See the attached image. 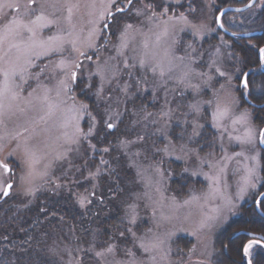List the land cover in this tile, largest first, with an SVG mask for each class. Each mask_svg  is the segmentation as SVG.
Returning a JSON list of instances; mask_svg holds the SVG:
<instances>
[{"label": "snow or ice", "instance_id": "6c2138e0", "mask_svg": "<svg viewBox=\"0 0 264 264\" xmlns=\"http://www.w3.org/2000/svg\"><path fill=\"white\" fill-rule=\"evenodd\" d=\"M257 2L258 0H248L245 6L252 8ZM100 3L102 7L98 9L97 0H84L83 7L90 17L85 33L83 28L77 32L71 23L74 9H79L81 6L79 0L77 3L64 0L62 5L60 0H40L39 3L38 0H0V25H2L0 26V77H2L0 79V124L4 123L5 116L16 114L14 108H18L21 112L25 110L19 107V103L14 102L24 101L32 107L38 105L43 113L39 120L32 121L33 128L30 136L24 137L23 141L17 140L16 147L12 151L0 156V192L4 196L10 194L16 182L18 169L22 172L19 177L20 184L30 186L33 183L37 175L35 170L37 156L33 147L29 145V140L40 136L41 132L48 131L43 128L37 131V128L41 121L47 124L55 111L63 113V123L60 125L59 135L51 143L43 142L42 158L51 156L45 164V169L67 159L68 154L76 150L73 145L80 144L82 139L92 134L91 126L87 133H84L80 127V120L85 116L90 117L89 105L78 101L74 94L79 84L77 72L84 67L85 62L95 64V71L90 73V76L99 78L100 84L95 94L100 99H105L106 86L126 97L135 92L148 91L147 85L151 79L155 89H162L166 93L165 105L158 118L146 110L143 115V120L152 124L163 121V126L159 127L157 132L162 140H167V143L157 151L165 155L182 153V156L176 155L175 158L184 159L186 162L194 161L191 175H202L208 181L207 190L199 195L193 192L183 203L177 202L173 197L170 203L165 204L164 202L169 198L164 194L163 184L172 175L171 170L162 168L159 161L148 166L152 169L151 175L148 174V168L138 167L137 176L145 191L135 193L134 198L127 204L128 227L125 231L131 237V247L124 248L125 259H114L113 264H171L170 241L174 232L160 229L165 222H170L175 217L166 215L162 209L168 208L174 212L193 201L202 200L204 205L208 202H217L216 207L212 209V214H201L197 228L191 233L198 236L204 230H210L225 213H231L236 208L233 196L229 192L233 182L236 186V200L243 199L252 192L255 194V205L264 207V190L256 191L257 182L262 179L260 172L264 167L262 165L264 148L261 147L264 146V127L254 126L252 113L247 109L237 111L240 105L234 95L235 89L232 87L234 73L229 74L216 66L215 59L210 61L208 67L219 77H223L225 83H221L220 88L213 92L210 98H200L202 87L213 78L211 71H196L193 67L195 60L177 55L173 45L176 43L174 32L177 24L182 23L190 27L193 36L200 35L204 29L203 25L190 24L183 14L173 20L169 16L170 6L157 5L156 0H100ZM259 3L264 5V0H259ZM137 4L141 6L136 7ZM61 7L67 10L68 28H60L56 34L44 37L41 35L42 29L59 23L58 18L51 19L50 16L55 17ZM49 8L52 12L46 14ZM5 9L17 15L9 19ZM236 11L240 12L243 9L238 8ZM125 15L142 17L143 22L151 27L145 32L135 24L127 22L124 19ZM33 16L34 19L31 18ZM162 17L166 19H161ZM217 23L220 28H224L219 17H217ZM170 34L173 38L171 43H168L164 38L169 37ZM153 35L155 41L150 46ZM137 37H143L139 44H137ZM101 47H104L106 51L111 50L114 55L110 54L102 59ZM188 47L193 52L196 51L191 44ZM161 48H163V54L160 52ZM65 53L70 59L64 56ZM57 56L61 57L58 62L55 59H49L43 67H39L35 62L42 58ZM256 63L264 66V46H258ZM32 69L37 71L33 72ZM42 77L56 80L54 97L51 95L53 89L42 85ZM236 79L238 87L242 89L241 96L249 95L251 84L249 72L239 70ZM30 80H35L41 91L37 93L36 89H33L32 92H28L25 100L22 93L25 91L24 85L31 87ZM194 80H199L200 83H194ZM169 82L176 87L169 89ZM181 86L182 96L187 91L194 93L193 102L187 105V112L183 113L182 121L191 131L189 133L187 128H181L179 136L170 139L169 128L176 109L169 106L167 93H174ZM261 98L264 99V88L261 90ZM107 99L111 106L112 97L109 96ZM69 101H71L70 104ZM205 105L207 108H204ZM204 113H208L211 126L216 130L215 138L208 145L211 150L206 153L203 146L200 148L189 146L195 138L201 136L204 128L202 123ZM117 115H119L118 112ZM261 123L264 124V121ZM107 127L112 129L114 125L110 122ZM24 131L28 129L25 128ZM17 137H23V132L16 133L15 136H11V139H17ZM5 139V136H0V141ZM143 139V136L138 137V140ZM173 139L183 142L177 147L173 144ZM133 143L136 142L121 141L125 148ZM4 149L5 145L0 143V153H3ZM103 151L108 152V149L105 148ZM134 155L139 157L140 153L137 152ZM17 156L19 160L16 159ZM101 163L106 164L107 161L102 160ZM205 168L207 171H204ZM184 171L188 172L189 168L186 167ZM47 174L45 171L41 177ZM95 175H99V169L93 174ZM27 192L32 194L31 187H28ZM153 192L158 194V199L154 198ZM94 195V192L80 194L78 202L84 207L91 203L89 197ZM140 201L144 202L143 206L146 210L151 211V226L138 234ZM124 235L125 233L122 232L121 236ZM245 239L246 242L241 244L243 256L247 258V264H253L254 250L264 249V235H247ZM195 251V247L189 250L190 253ZM116 252L117 246L108 244L102 251L95 252V255L98 259H104L109 255L115 258Z\"/></svg>", "mask_w": 264, "mask_h": 264}, {"label": "rangeland", "instance_id": "374dc122", "mask_svg": "<svg viewBox=\"0 0 264 264\" xmlns=\"http://www.w3.org/2000/svg\"><path fill=\"white\" fill-rule=\"evenodd\" d=\"M185 1L186 0H156V4H163L165 7L170 6L171 10L169 12V16H171L173 20L183 14L185 17H187L190 24L204 26V29L199 36H193L192 29L190 27H187L182 23L177 24L174 32L176 43L173 45V49L177 55H183L186 57V59L195 60L193 67L196 69V71H211L213 78L212 80L208 81L207 85L202 87L200 98H210L213 92L220 88L221 83H225L223 77H219L218 74L214 72V70H210L208 67L210 61L215 59L217 62L216 66L220 67L229 74L234 73L232 87L235 89L234 95L240 105V108L237 109V111L241 109H247L249 112H251L254 126L259 128L256 123V113L264 112V110H262L264 107L259 108L264 104V102H261V104H254L257 106L255 107L242 101V89L238 87V80L236 79V77L239 75V70H243V64L240 58L241 56L233 51L230 41L216 30L214 23V8L216 7L215 0H201L202 4L198 10L194 9V7H191L190 5H185L186 7L181 9L179 6L184 4ZM39 2L40 0H38V3ZM71 2L77 3L78 0H71ZM79 2L81 6L79 9H74L71 23L74 25L77 32L83 28L86 33L89 26L88 20L90 17L87 15V11L83 7L84 0H79ZM63 3L64 0H60V4L62 5ZM140 6V4L136 5V7ZM100 7H102L100 0H97V8L99 9ZM4 11L8 13L9 19L17 15L15 12H11L8 9H5ZM50 12H52V9L49 8L47 9L46 14ZM67 15V10L61 7L60 10L56 12L55 17L50 16L51 19L58 18L59 23L42 29L41 35L47 37L48 35L56 34L60 28L67 29L69 26L66 19ZM31 18L34 19V16ZM124 19L127 22L133 23L136 26L142 28V30L145 32L148 31L149 27H151V25L143 22L142 17H136L135 15H125ZM161 19H166V17H162ZM181 28H184L185 30L180 31L179 29ZM172 38L173 36L170 34L169 37L164 39L167 40L168 43H171ZM142 39L143 37H137V44H139ZM154 41L155 36L153 35L151 36L150 46ZM189 44H191L196 49L195 52H193L192 49L188 47ZM160 52L163 54V48L160 49ZM110 54L114 55V52L111 50L106 51L104 47H101L102 59L106 58ZM64 56L70 59L67 53H65ZM60 58L61 57L59 56L54 58H42L40 60H36L35 62L39 67H43L44 64L49 62V59H55L58 62ZM254 62L256 63V60ZM234 65L236 67H233ZM32 71L35 72L37 69H32ZM94 71L95 64L85 62L84 67L77 72L79 84L74 92L78 101L89 105L91 118L89 116L82 118L80 120V127L84 133H87L89 131V127L91 126L92 134L86 139H82L80 144L73 145V148L76 150L68 154L67 159L53 164L51 168L45 169V164L49 159H51V156L42 158L44 155L42 151L44 149L43 142L48 141L51 143L52 140H54L55 137L59 135L60 125L63 123V113L57 110L54 112L52 117L49 118L47 124L41 121L37 131L42 128L48 129V131L41 132L40 136L33 137L29 140V145L33 147V150L36 152L37 156V161L35 163V170L37 173L36 178L30 186L22 185L19 182V177L22 172L18 169L16 172V182L14 187L5 199L12 201L17 197H32L36 194V192L45 189L47 186L48 188L52 186L53 188L59 189L64 184V175L66 172H63L61 175H58L55 178L54 171H56L58 168H62L64 164L65 171H68L74 167H79L76 161L80 159V157H83L84 159L86 158L84 164L80 165L83 166L85 170L83 169L80 171L79 168L77 171L71 172L73 175L77 174L79 179H82L81 183H83L84 180V183H86L85 191L81 190L75 193L77 204L81 208H84L85 206L82 207L80 205L78 202V196L80 194H88L89 191H94V187L90 186L88 181H91L89 183H92V181L94 183V181L101 175H104L105 173L107 174V172H109V170H106L108 162L106 164L101 163L102 160L105 161V158L108 159L109 164L112 166L111 168L113 172H116L118 176V189L120 195L118 197L119 201H117V203L124 208L125 212L127 209V204L134 198V194L145 191L142 182L137 176L138 167L142 166L144 168H148L150 164H155L157 161L161 162L162 168L171 170L172 173V175L168 177L163 184L164 194L169 198V200L164 202L165 204L170 203V199L173 197L177 202L183 203L184 200L190 198L193 192L199 195L201 192L206 191L208 181L202 175H191V171L194 168V161L186 162L184 159L175 158L176 155L182 156V153L175 152L165 155L164 153L157 151L158 148H163L167 143V140H162L161 135L159 132H157V129L163 126V121H161L159 124H152L149 121L143 120L144 110L153 113L154 117L158 118L162 107L165 105L166 93L162 89H155L150 79V82L147 85L149 89L148 91L135 92L126 97L121 93L112 91L109 86H106L104 93L105 99H100L95 94L96 88L100 84L99 78L90 76V73ZM257 73L258 71L255 69L253 72L254 75L251 73L250 76L260 77V74ZM0 79H2V77H0ZM217 81H219V83ZM193 82L200 83L199 80H194ZM41 83L42 85L53 89L51 95L54 97L56 80L42 77ZM29 85H31V87L24 85L25 91L22 93V96L25 98V100L28 97V92H32L33 89H36L37 93L41 91L35 80H30ZM168 87L171 89L176 87V85H174L172 82H169ZM250 88V97L252 100H255L256 102L264 100L261 98L262 87L259 88V86H257V82L252 83ZM181 91H183L182 86L178 87L174 93H167V99L170 102L169 106L173 109H176L173 114L171 126L169 128L170 139L172 137H178L181 128H187L189 133L191 131V129L188 128L187 125L183 124L182 121L184 119L183 113L187 112V105L193 102L194 93L187 91L182 96ZM34 95H36V93H34ZM109 96L112 97L111 106H109V101L107 99ZM117 98H119V102H117ZM14 103H19V107L24 108L25 110L21 112L18 108H14L16 114L13 116H5L4 123L0 124V136L6 137L4 141H0V143L5 145L4 152L0 153V156L7 155L8 152L12 151L16 147L17 140L23 141L24 137H29L33 128L32 121L39 120L40 115L43 114L40 111L38 105L36 107H32L31 105H27L24 101ZM70 103L71 101H69V104ZM204 108H207V105H205ZM117 112L119 115H117ZM110 122L114 125L112 129L107 127L108 123ZM202 123H204V128L202 129L201 136L195 138V140L191 142L189 146L196 148L203 146L206 153L207 151L211 150L208 145L215 138L216 130L211 126V119L208 113H204ZM25 128H27L28 131H24ZM106 128L112 131L113 138H116V140L113 142L115 146L113 152L110 151V149H108V152H104L103 149H101L98 145V136L100 137V133L106 130ZM18 132H23V137L11 139V136H15ZM140 136H143L144 139L138 140V137ZM127 140L135 141L136 143H133L125 148L122 146L121 141ZM85 141L87 145L85 146L86 148H83L82 145H84L83 143H85ZM172 142L178 147L183 141L173 139ZM80 147L83 148L81 151ZM137 152L140 153L139 157L134 155ZM201 154L203 155L204 153ZM217 154L219 155L218 145ZM16 159L19 160V156H17ZM88 159L90 161H88ZM263 160L262 165L264 163ZM186 167L189 168L188 172L184 171ZM98 169L99 175L93 176V174L96 173ZM262 170L263 167L261 172ZM45 171H47L48 174L42 178L41 174ZM204 171H207V169L205 168ZM148 174H152L151 168H148ZM196 181H199V184H197ZM53 184H55L56 187H54ZM262 184L263 179H261L260 182H257V192L261 190ZM28 187H31L32 194H28ZM229 192L233 196L234 203L236 204L234 211L231 213H225L222 219L210 230L206 229L202 233L198 234V236H194L191 233L197 228L201 219V214H212V209L216 207L217 202H208L206 205H204L202 200L199 202L193 201L192 203L185 205L174 212L168 208L162 209L166 215H173L175 217L170 222H165L164 226L160 229L161 231L170 230L174 232V235L170 241V246L172 249L171 264H213L215 257L213 247L214 236L224 229L230 220L238 216L242 207L249 205L250 208V204L254 200L255 196L254 193L250 192L243 199L236 200V186L234 182L232 183V187L229 189ZM152 194L154 198L158 199V194L155 192ZM1 197L2 192H0V198ZM139 203L140 208L138 211L140 213V218L138 219V225L140 227L138 234L142 233L147 227L151 226V211L144 208L143 201H140ZM201 205L204 206L202 207ZM239 232L259 235L245 229H240L235 233L234 236L238 237L236 235ZM97 236L96 230L90 229L89 238L87 237L84 242L75 237L63 243L57 242L58 245L56 244L52 246L50 254L51 256L58 259V263L63 264H113L114 259L122 260L126 258L124 256L123 250L126 247H131V237L128 236V234V241H126L128 243H124L121 247L117 246L115 258L109 255L104 259H98L95 255V252L102 251L108 246V244L104 245L103 239H99ZM239 236L246 237L247 235L244 234ZM180 237L191 239L193 244L191 248L195 247L196 251L193 253L189 252L188 256L186 257H182L183 252L179 256L173 255V243Z\"/></svg>", "mask_w": 264, "mask_h": 264}, {"label": "trees", "instance_id": "16d2710c", "mask_svg": "<svg viewBox=\"0 0 264 264\" xmlns=\"http://www.w3.org/2000/svg\"><path fill=\"white\" fill-rule=\"evenodd\" d=\"M233 49L241 56L245 67L246 59L242 57L241 47ZM253 56L255 54L250 57L252 62L257 60V57ZM250 78V87L252 83L258 82L264 88L263 75L250 76ZM256 116L257 126H264L261 123L264 121V112H258ZM114 140L116 138H113V132L106 128L100 133V137L98 136V145L101 149L107 148L113 152ZM83 144V148H86V141ZM83 148L80 147V151ZM85 160L86 158L80 157L76 161L79 167L68 171H65V164L54 171L55 178L63 172L67 174L64 175V184L59 189L47 186L32 197H17L12 201L0 200V264H63L58 263V259L51 256L52 246L74 237L84 242L87 237L89 238L90 229L96 230L97 237L103 239L104 245L115 244L121 247L124 243H128L125 231L128 227L126 212L117 203L120 195L118 176L116 172H113L107 158L104 160L108 162L106 170L109 172L101 175L94 183L88 181V184L94 187V191L89 193H95L94 196L89 197L91 203L84 208L77 204L75 193L85 191L86 183H84L85 180L81 183L82 179H79L77 174L73 175L72 172L79 168L80 171L83 170L84 167L80 165H83ZM262 174H264V167ZM196 183L199 184V181ZM53 186L56 187L55 184ZM261 189H264V185ZM253 202L254 200L250 208L242 207L238 216L230 220L225 228L214 236L213 264H247L241 249V244L245 243L246 239L243 236L235 237L234 235L240 229L264 235V218L259 215V213L264 215V207H255ZM253 214L263 222L258 223L257 219L253 218ZM122 232L125 233L124 236H121ZM192 245L191 239L178 238L173 243V255L179 256L183 252L182 257L188 256ZM253 264H264L263 249L254 250Z\"/></svg>", "mask_w": 264, "mask_h": 264}, {"label": "flooded vegetation", "instance_id": "af4514ba", "mask_svg": "<svg viewBox=\"0 0 264 264\" xmlns=\"http://www.w3.org/2000/svg\"><path fill=\"white\" fill-rule=\"evenodd\" d=\"M247 3L248 0H215L216 7L214 8V15H215L214 23L216 30L230 41V43L232 44L231 46L232 48L235 47L236 49V47L238 46L241 47L243 51L242 57L246 59L245 60L246 65L245 67L243 66V70L249 72V75H251V73L253 74L254 70L256 69L258 71L257 74H260V76L261 75L264 76V66H260L259 64L252 62L250 60L252 54H255V56L257 57L258 46H264V5H261L258 0L257 4H255L252 8H247L240 12L235 11V12L225 13L221 17V23H223L224 29L228 33H231L233 36L224 33L222 30L218 28L216 24L217 16L221 10H223L226 7L243 8ZM201 4H202L201 0H186L184 4L180 5L179 7L182 9L186 7L185 5H190L191 7H194V9L198 10ZM250 33H254V34H252V36L247 38L241 37V35L243 34H250ZM257 86L261 88L259 83L257 84ZM250 95L251 94L241 97L242 101L247 103L248 105L257 104L251 99ZM261 102H264V100L262 101L260 100V103L258 104H261ZM261 147L264 148V146ZM261 178L263 179V184H262L263 186L264 174H262V172H261ZM262 190L264 189H261L260 191ZM253 204L255 207H257L254 202ZM247 207H249V205ZM259 215L261 217H264V215L260 213Z\"/></svg>", "mask_w": 264, "mask_h": 264}, {"label": "water", "instance_id": "95a60500", "mask_svg": "<svg viewBox=\"0 0 264 264\" xmlns=\"http://www.w3.org/2000/svg\"><path fill=\"white\" fill-rule=\"evenodd\" d=\"M236 9H238V8L226 7V8H224L223 10L220 11V13L218 14L217 17L220 18V22H221V17H222L225 13H227V12H235ZM239 9H243V10H245V9H247V7L245 6V7H243V8H239ZM221 14H222V15H221ZM216 24H217L218 28H219L220 30H222L224 33H226L227 35H231V36H233L231 33H228L224 28H220V27H219V24L217 23V20H216ZM252 34H254V33L243 34V35H241V37H242V38H247V37L252 36ZM252 105H253V104H252ZM253 106H255V105H253ZM255 107H257V106H255ZM261 107H264V104L261 105L259 108H261ZM6 197H7V196H4V195L2 194L1 200L3 201ZM244 234H246V235H253V234H247L246 232H239L236 236L244 235ZM246 262H247V258H246Z\"/></svg>", "mask_w": 264, "mask_h": 264}, {"label": "bare ground", "instance_id": "6f19581e", "mask_svg": "<svg viewBox=\"0 0 264 264\" xmlns=\"http://www.w3.org/2000/svg\"><path fill=\"white\" fill-rule=\"evenodd\" d=\"M257 104H258V103H257ZM253 105H254V104H253ZM253 218H254V219H257L258 217H257L255 214H253ZM257 222H258V223H259V222H263V220L259 218V219H257Z\"/></svg>", "mask_w": 264, "mask_h": 264}]
</instances>
